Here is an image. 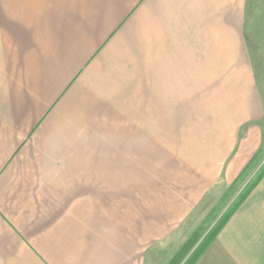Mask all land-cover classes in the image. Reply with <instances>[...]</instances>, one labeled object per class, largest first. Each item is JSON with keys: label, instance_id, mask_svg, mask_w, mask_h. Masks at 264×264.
Returning a JSON list of instances; mask_svg holds the SVG:
<instances>
[{"label": "crops", "instance_id": "1", "mask_svg": "<svg viewBox=\"0 0 264 264\" xmlns=\"http://www.w3.org/2000/svg\"><path fill=\"white\" fill-rule=\"evenodd\" d=\"M247 1L0 0V264H148L193 231L262 143ZM194 264H264V177Z\"/></svg>", "mask_w": 264, "mask_h": 264}, {"label": "rangeland", "instance_id": "2", "mask_svg": "<svg viewBox=\"0 0 264 264\" xmlns=\"http://www.w3.org/2000/svg\"><path fill=\"white\" fill-rule=\"evenodd\" d=\"M246 12L245 39L250 48L249 56L254 66L256 82L262 89L264 104V0H248ZM260 126L262 138L259 149L260 158L257 162L253 163L252 171L249 173L248 177L237 187L236 191L227 193L229 187H219V189L216 188V190H212L192 216V221L189 224H191L193 231L191 233H183L180 237L172 238L169 244L167 243L169 246L166 243H164L163 246H156L154 254L151 253L149 255L148 264H186L188 262L203 237L209 233L217 225L221 217L228 212L245 185L249 183L250 179L253 178L264 163V118ZM195 231H199L200 239L196 241L186 254L176 259L177 255L182 252L184 246L187 244L190 235Z\"/></svg>", "mask_w": 264, "mask_h": 264}, {"label": "trees", "instance_id": "3", "mask_svg": "<svg viewBox=\"0 0 264 264\" xmlns=\"http://www.w3.org/2000/svg\"><path fill=\"white\" fill-rule=\"evenodd\" d=\"M259 155H260V151H258L253 156V158L246 165L243 171L238 175L236 180L229 186V188L227 189V193L230 191H236L237 187H239L243 183V181L248 177L249 173L252 171L253 163L259 160L260 158ZM263 177H264V163L261 165L259 170L255 173L253 178L250 179L249 183L245 185L241 193L237 196L235 203L231 206L228 212L225 215H223L221 219L219 220V222L217 223V225L203 237V239L200 241L194 253L191 255V257L189 258L186 264H194L202 256V254L209 247V245L215 240V238L217 237L219 232L222 230V228L225 226V224L230 219V217L246 200L248 195L257 186V184L262 180ZM198 232L199 231H195L190 235V237L188 238L187 244L184 246L182 252H180L177 255L176 259L186 254L192 248V246L196 243V241L200 239Z\"/></svg>", "mask_w": 264, "mask_h": 264}]
</instances>
